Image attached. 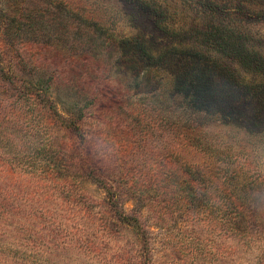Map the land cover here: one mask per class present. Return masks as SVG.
<instances>
[{"label":"rangeland","instance_id":"obj_1","mask_svg":"<svg viewBox=\"0 0 264 264\" xmlns=\"http://www.w3.org/2000/svg\"><path fill=\"white\" fill-rule=\"evenodd\" d=\"M29 2L0 0V264H264V0Z\"/></svg>","mask_w":264,"mask_h":264},{"label":"trees","instance_id":"obj_2","mask_svg":"<svg viewBox=\"0 0 264 264\" xmlns=\"http://www.w3.org/2000/svg\"><path fill=\"white\" fill-rule=\"evenodd\" d=\"M40 2H41V0H33V2H31V3L29 2L28 4L21 3V6H22V9L24 10V8H26V7L32 8L35 5V3H40ZM53 8H54L53 6H50V4H48L43 9L44 13L50 12ZM54 10H55V8H54ZM0 15L6 16L7 24L10 23V21L14 20V18L12 16L8 15L6 12H4L1 9H0ZM84 29L86 30V35L89 37V31H91V30H89L88 25L84 26ZM202 75L203 74H201L200 76L202 77ZM0 77L9 81V82H12L13 85L18 84V82L20 83V80L18 79L19 70H18L17 66H14L11 63H10V65L7 64V65L0 66ZM195 83H196L198 89H199V86H201L200 89L203 90L204 80L202 78H200V80L196 81ZM29 84H31V83H27L26 85H23V89L27 93L28 97L32 98V99H35L37 96H39L41 93V90L47 88L46 82L45 81L43 82L41 80H39L37 83H32L30 86H29ZM199 94H201V93H199ZM46 99L48 100V97H46ZM192 117H194V118H192ZM192 117H190L189 119L192 121L195 120L196 118L199 117L198 113L194 112Z\"/></svg>","mask_w":264,"mask_h":264}]
</instances>
